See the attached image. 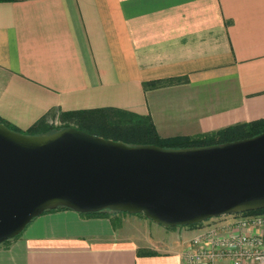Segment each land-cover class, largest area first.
Returning a JSON list of instances; mask_svg holds the SVG:
<instances>
[{
	"label": "crops",
	"instance_id": "0c3cea01",
	"mask_svg": "<svg viewBox=\"0 0 264 264\" xmlns=\"http://www.w3.org/2000/svg\"><path fill=\"white\" fill-rule=\"evenodd\" d=\"M173 77L187 82L144 88ZM100 107L149 116L165 138L264 119V0L0 2V118L25 131ZM123 216L45 211L0 264H183L176 233Z\"/></svg>",
	"mask_w": 264,
	"mask_h": 264
},
{
	"label": "water",
	"instance_id": "95a60500",
	"mask_svg": "<svg viewBox=\"0 0 264 264\" xmlns=\"http://www.w3.org/2000/svg\"><path fill=\"white\" fill-rule=\"evenodd\" d=\"M58 207L142 213L164 227L264 209V131L164 148L72 126L26 134L0 122V244Z\"/></svg>",
	"mask_w": 264,
	"mask_h": 264
},
{
	"label": "trees",
	"instance_id": "16d2710c",
	"mask_svg": "<svg viewBox=\"0 0 264 264\" xmlns=\"http://www.w3.org/2000/svg\"><path fill=\"white\" fill-rule=\"evenodd\" d=\"M19 0H0V2H14ZM187 82V77H173L158 79L144 83L145 89H155ZM57 119L59 126L48 124V118ZM8 128L26 134H47L64 127H75L79 130L110 138L121 140L128 145L155 144L164 148H185L194 146H206L221 144L241 138L255 136L264 131V119L233 124L216 131L201 133L195 136L161 137L153 125L149 116L138 115L114 107H100L91 109H79L72 111H57L37 120L27 130L22 131L16 126L2 120ZM65 209V207H58ZM67 209V208H66ZM119 211L103 210L85 215L108 216ZM243 215H264V209L243 212ZM139 215H143L142 213ZM144 216V215H143ZM203 222L187 225V227H200ZM178 227V226H176ZM173 229L175 227H167ZM7 242V241H6ZM5 243V242H4Z\"/></svg>",
	"mask_w": 264,
	"mask_h": 264
},
{
	"label": "built area",
	"instance_id": "2783aa9c",
	"mask_svg": "<svg viewBox=\"0 0 264 264\" xmlns=\"http://www.w3.org/2000/svg\"><path fill=\"white\" fill-rule=\"evenodd\" d=\"M202 224L184 244L183 264H264V215L229 214Z\"/></svg>",
	"mask_w": 264,
	"mask_h": 264
},
{
	"label": "rangeland",
	"instance_id": "374dc122",
	"mask_svg": "<svg viewBox=\"0 0 264 264\" xmlns=\"http://www.w3.org/2000/svg\"><path fill=\"white\" fill-rule=\"evenodd\" d=\"M48 124H51L53 126H59L60 123L57 119H49L48 121ZM124 215L122 218H121V222L125 225L128 226V228H132V229H138V230H142V232L145 234V235H150L151 237L153 236L152 234H154V232L149 229V227H147L146 223H150L152 222L150 219L146 218L145 216L143 215H139V214H122ZM214 218H220V217H214ZM214 218H210V219H214ZM208 219V220H210ZM147 221H150V222H147ZM115 223H117V221H115ZM154 223V222H152ZM205 225V224H202V226ZM178 228V230H165V234H170V233H173V234H177V238L175 241H181L182 243L185 244V242L200 228V227H187V226H178V227H175L174 229ZM167 229V228H165ZM163 232V234H164ZM155 238V237H154ZM161 238H162V234H161ZM163 239V238H162Z\"/></svg>",
	"mask_w": 264,
	"mask_h": 264
}]
</instances>
